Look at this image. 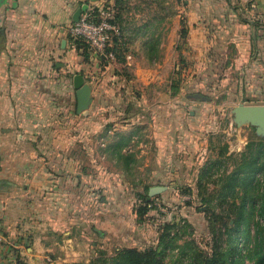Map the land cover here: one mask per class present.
<instances>
[{"label":"crops","instance_id":"0c3cea01","mask_svg":"<svg viewBox=\"0 0 264 264\" xmlns=\"http://www.w3.org/2000/svg\"><path fill=\"white\" fill-rule=\"evenodd\" d=\"M81 1L0 0V264H89L100 250L136 248L140 240L129 228L133 219L90 210V178L72 166L64 125L97 122L76 113L74 76L89 83L81 70L91 72L69 33ZM123 1L109 50L121 40L132 83L148 89L180 55L197 60L195 72L206 63L229 73L240 59L264 72V0L162 2L146 14L136 0ZM101 57L107 66L100 74L108 77L97 89L107 92L115 73ZM49 151L53 166H45Z\"/></svg>","mask_w":264,"mask_h":264},{"label":"rangeland","instance_id":"374dc122","mask_svg":"<svg viewBox=\"0 0 264 264\" xmlns=\"http://www.w3.org/2000/svg\"><path fill=\"white\" fill-rule=\"evenodd\" d=\"M117 1L84 0L79 7L87 3V14L99 17L100 10L109 6L118 22L121 10ZM122 2L126 4L119 0ZM162 2L183 3L136 0L133 4L143 5L146 14ZM71 41L77 51L83 48L80 54L91 64V72H81L97 90L92 107L81 114L90 112L96 124L76 120L64 125L72 162L77 161L72 166H83L76 172L83 170L90 178L86 183L93 198L90 210L101 208L107 215L133 219L129 228L140 239L135 243L139 250H161L164 231L176 238V244H185V251L169 248L163 264H202L203 253L212 254L226 245L228 226L234 223L231 212L236 207L220 197L223 173L235 168L250 140L264 139V124L238 118L236 113L242 105L264 106V72L245 66L241 59L230 66L229 73L222 72L227 66L212 72L206 63L195 72L197 60L180 55L171 60L170 73L146 89L142 83H132L125 49L121 40H115L106 52L111 53L108 65L115 73L110 79L114 86L105 92L97 88L108 77L100 74L106 71L107 62L85 40ZM44 157L45 166H53L51 152ZM158 185L167 189L150 198L147 207L149 188ZM237 196L239 202L241 193Z\"/></svg>","mask_w":264,"mask_h":264},{"label":"trees","instance_id":"16d2710c","mask_svg":"<svg viewBox=\"0 0 264 264\" xmlns=\"http://www.w3.org/2000/svg\"><path fill=\"white\" fill-rule=\"evenodd\" d=\"M219 191L225 204L236 207L232 212L230 210L235 215L234 223L228 226L226 245L216 248L212 254L203 253L201 263L264 264V139H253L246 144L235 168L223 173ZM239 193L241 197L237 202ZM205 202H208L207 199ZM149 205L148 196L146 206ZM175 241L176 238L164 231L161 250L124 247L112 254L100 250L89 264H163L169 248L178 247L185 251V244H176Z\"/></svg>","mask_w":264,"mask_h":264},{"label":"built area","instance_id":"2783aa9c","mask_svg":"<svg viewBox=\"0 0 264 264\" xmlns=\"http://www.w3.org/2000/svg\"><path fill=\"white\" fill-rule=\"evenodd\" d=\"M101 16L95 19L84 13L81 18L69 27L70 36L74 39L85 40L90 49L96 53L106 54L109 51L113 38L120 34L119 25L113 8L101 9Z\"/></svg>","mask_w":264,"mask_h":264},{"label":"water","instance_id":"95a60500","mask_svg":"<svg viewBox=\"0 0 264 264\" xmlns=\"http://www.w3.org/2000/svg\"><path fill=\"white\" fill-rule=\"evenodd\" d=\"M94 2L99 0H92ZM89 8V4L85 3L81 7H79L74 16L73 20L76 22L78 21L81 16L87 12ZM2 32V31H1ZM1 35V33H0ZM74 88L76 94V113L82 114L83 112L87 111L91 108L94 102V96L92 92L91 85L86 82L85 77L83 74H76L74 76ZM238 118H250L255 121H258L264 124V106H241L236 110ZM167 189L166 186H152L149 188V198L159 195L160 193L164 192Z\"/></svg>","mask_w":264,"mask_h":264}]
</instances>
